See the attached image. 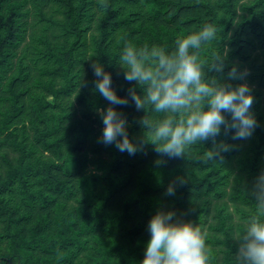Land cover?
Listing matches in <instances>:
<instances>
[{
  "label": "trees",
  "instance_id": "obj_1",
  "mask_svg": "<svg viewBox=\"0 0 264 264\" xmlns=\"http://www.w3.org/2000/svg\"><path fill=\"white\" fill-rule=\"evenodd\" d=\"M206 24L217 29L199 52L206 79L250 87L251 137L222 127L216 141L230 150L215 160L204 159L211 140L179 158L151 144L129 155L100 143L98 110L109 104L90 65L102 64L126 96L133 85L118 65L126 44L171 52ZM217 55L223 72L208 69ZM232 68L243 78L230 79ZM114 107L139 143L144 112L131 101ZM261 173L264 0H0V264H141L158 211L201 227L209 264H236Z\"/></svg>",
  "mask_w": 264,
  "mask_h": 264
},
{
  "label": "clouds",
  "instance_id": "obj_2",
  "mask_svg": "<svg viewBox=\"0 0 264 264\" xmlns=\"http://www.w3.org/2000/svg\"><path fill=\"white\" fill-rule=\"evenodd\" d=\"M216 34V27L206 24L177 39L171 52L158 45L126 44L118 65L124 80L133 86L123 97L112 87L111 74L98 61L93 62L90 67L95 77L94 91L109 104L106 109L98 110L104 125L99 142L114 145L129 155L151 144L158 154L179 158L185 157L191 146L211 140L213 147L205 152L204 159L215 160L230 150L229 145L216 141L222 127L225 133L234 129V139L251 137L257 121L250 111L254 103L250 87L246 83L232 87L214 78L206 79L199 52ZM208 69L223 72L222 57L217 55ZM228 77L243 78L238 76L236 68L228 72ZM130 101L138 112H144L139 120L144 129L139 143L129 139L127 118L114 107L127 106ZM149 111L159 118H152ZM183 182V179L179 181ZM166 194H175L174 185H169ZM253 194L257 211L247 221L245 230L236 236L240 241L236 264H264V173L258 177ZM148 231L150 239L141 264H209L206 234L198 225L176 219L175 212L158 211L150 219Z\"/></svg>",
  "mask_w": 264,
  "mask_h": 264
},
{
  "label": "rangeland",
  "instance_id": "obj_3",
  "mask_svg": "<svg viewBox=\"0 0 264 264\" xmlns=\"http://www.w3.org/2000/svg\"><path fill=\"white\" fill-rule=\"evenodd\" d=\"M102 129H103V128H102ZM102 129H101V134H102ZM235 220H236V221H239V222L241 221V220L239 219V217H237V216H235Z\"/></svg>",
  "mask_w": 264,
  "mask_h": 264
}]
</instances>
